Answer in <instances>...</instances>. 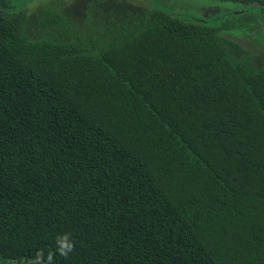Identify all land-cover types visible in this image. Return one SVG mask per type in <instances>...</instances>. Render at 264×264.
Wrapping results in <instances>:
<instances>
[{"label": "trees", "instance_id": "1", "mask_svg": "<svg viewBox=\"0 0 264 264\" xmlns=\"http://www.w3.org/2000/svg\"><path fill=\"white\" fill-rule=\"evenodd\" d=\"M31 1L0 0V260L264 264V64L224 36L264 0Z\"/></svg>", "mask_w": 264, "mask_h": 264}, {"label": "rangeland", "instance_id": "2", "mask_svg": "<svg viewBox=\"0 0 264 264\" xmlns=\"http://www.w3.org/2000/svg\"><path fill=\"white\" fill-rule=\"evenodd\" d=\"M40 1L47 0H32L28 6L30 9L34 8ZM64 4L72 5L76 0H62ZM92 1V0H90ZM104 2L108 0H103ZM130 2L137 6L152 7L157 6L165 11L172 12L174 14L183 15L186 17H192L209 21L216 16L217 9H221L223 13L231 12L235 13L241 9V4H235L230 2H221L218 0H122ZM152 3V5L150 4ZM221 13V14H223ZM220 15V14H219ZM210 22H217V20ZM224 36L231 40L234 44H237L243 50L248 52H254L255 59L264 64V33H235L225 32ZM0 264H15L14 261L3 262L0 260ZM29 264V263H21Z\"/></svg>", "mask_w": 264, "mask_h": 264}, {"label": "clouds", "instance_id": "3", "mask_svg": "<svg viewBox=\"0 0 264 264\" xmlns=\"http://www.w3.org/2000/svg\"><path fill=\"white\" fill-rule=\"evenodd\" d=\"M74 248V244L71 242L70 234L64 233L57 237V251L59 254L67 256Z\"/></svg>", "mask_w": 264, "mask_h": 264}]
</instances>
